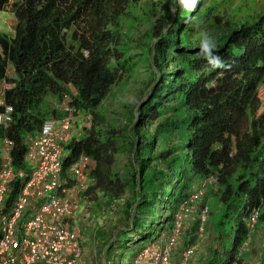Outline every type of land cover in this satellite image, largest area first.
<instances>
[{"label": "trees", "instance_id": "1", "mask_svg": "<svg viewBox=\"0 0 264 264\" xmlns=\"http://www.w3.org/2000/svg\"><path fill=\"white\" fill-rule=\"evenodd\" d=\"M9 2L0 0V21ZM245 4L198 0L193 12L178 0L11 4L14 30H0V111L7 105L12 111L0 138L12 140L17 170L26 166V136L55 116L41 109L46 94L66 96L74 112L88 115L84 134L65 144L62 162L66 168L89 157L90 183L81 195H99L122 222L111 237L109 229L95 235L106 264L121 233L137 234L143 242L137 252L170 230L181 202L206 181L225 205L227 219L219 223L228 228L212 237L217 247L205 264L235 263L249 233L246 222L264 205V0L252 12ZM202 33L214 38L213 52L225 68H211L200 55ZM129 74L139 84L138 101L122 100L124 118L109 117L100 108ZM116 121H125L122 129ZM21 181L14 178L9 199Z\"/></svg>", "mask_w": 264, "mask_h": 264}, {"label": "built area", "instance_id": "2", "mask_svg": "<svg viewBox=\"0 0 264 264\" xmlns=\"http://www.w3.org/2000/svg\"><path fill=\"white\" fill-rule=\"evenodd\" d=\"M12 107L0 111V126L11 122ZM72 110L61 121H46L36 137L29 138L25 162L30 170L14 171L12 140L0 139V264H75L83 256L80 237L69 221L73 199L84 191L91 160L85 155L63 169L62 145L71 125ZM14 178L20 187L9 199ZM202 186V185H201ZM194 191L179 206L169 232L137 251L131 264H187L195 244L178 248L184 222L198 212L203 231L206 208L198 210ZM200 194V195H199ZM195 207V209H194ZM254 221V216L250 218Z\"/></svg>", "mask_w": 264, "mask_h": 264}, {"label": "rangeland", "instance_id": "3", "mask_svg": "<svg viewBox=\"0 0 264 264\" xmlns=\"http://www.w3.org/2000/svg\"><path fill=\"white\" fill-rule=\"evenodd\" d=\"M14 1L16 0H10L8 5L1 11L0 30L8 34H12L16 23L11 8V4ZM260 1L261 0H241V2L246 3L244 6L246 7L247 5L246 9L249 12H252L256 8V4ZM9 74H11V71H9ZM132 77L131 74L127 77L122 76L115 83L110 94L100 108L101 112L105 109L109 117L124 118L125 108L120 106L122 100L129 104L138 101L139 84H133L131 81ZM69 93H74L72 87H69ZM259 97L264 105V83H262L259 88ZM67 101L68 99L66 96L61 100L59 97L48 93L42 99L41 109L49 113L52 110L56 111L55 116L49 115L47 119L50 117L62 119L65 116L64 109L66 108ZM88 121V115L84 111H75L68 138L70 139L71 137L80 135L84 131V124H87ZM124 123L125 121H116V129H122ZM63 154H65V149L63 150ZM119 158L122 161L125 160L122 155L119 156ZM91 164L93 165V163ZM214 187L215 186H211L210 184H204L202 186L196 184L193 186V189L196 188V191H200L201 194H199L200 197L196 199L197 204L195 207L199 209V205L203 203L209 215L206 217V222L203 225L201 234H197V229H199L198 212H194L186 220L187 222L183 229V237L185 238L184 243L186 244L191 238H195L194 244L196 247L194 255L190 258L188 264H205L208 257L212 256V250L217 247V242H214L212 237L217 232L225 233L227 231L228 224L222 225L219 223V221L225 222L227 219L225 215V205L220 200L219 194L214 191L216 188ZM91 195V193H88V195H79L77 202L74 204L72 225L80 234V243L83 252L81 260L75 264H106V260L103 257L105 249L100 252L101 245L98 241V237L95 235L100 229H109L107 230V234L111 237L118 230L123 229L122 222L117 218L116 209L114 213L109 212L111 210L108 211L106 206L100 204L102 200L99 195ZM126 197L125 195L119 202L122 203ZM98 203L102 206L99 207ZM117 207L118 205H116V208ZM165 211H168V209ZM231 227L233 228L234 226L231 224ZM248 228V236L239 249L234 264H264V205L261 209L255 210L254 221L248 225ZM136 236L137 234L134 231L120 234V242L114 246V250L110 251L109 264L130 263L136 249L143 244V242L135 240ZM221 244L225 248L230 245L227 240H224Z\"/></svg>", "mask_w": 264, "mask_h": 264}, {"label": "clouds", "instance_id": "4", "mask_svg": "<svg viewBox=\"0 0 264 264\" xmlns=\"http://www.w3.org/2000/svg\"><path fill=\"white\" fill-rule=\"evenodd\" d=\"M197 2H198V0H178V3H179V5L181 6V8L183 9V10H185V11H187V12H193L195 9H196V6H197ZM202 40L200 41V55L204 58V59H206V61H207V63H208V65H210L211 66V68H213V69H216V68H225L226 67V64H225V62L221 59V57L220 56H218V55H215L214 54V52H213V49L216 47V43H215V40H214V38L213 37H211L208 33H202ZM11 75V74H10ZM69 109H71L72 110V118H71V125H70V127H69V131H68V134H67V138H66V140H65V142L63 143V145H62V152H61V161L63 160V157H64V154H63V150H64V146H65V144L67 143V141L69 140V138H68V135H69V132H70V128L72 127V119L74 118V110H73V108L72 107H69V105H68V102H67V105H66V108L64 109V112H65V116L63 117V118H65L66 117V115H67V113H68V110ZM62 118V119H63ZM89 118V117H88ZM62 119H57L56 117H50L49 119H47L46 121H55V122H58V121H61ZM45 121V122H46ZM44 122V123H45ZM89 122V121H88ZM44 123H43V125H44ZM43 125H42V127H43ZM42 127H41V129H42ZM40 129V130H41ZM39 132H37L35 135H27L26 136V142H27V144H28V139L29 138H34V137H36L37 136V134H38ZM0 139H2V138H0ZM7 139H9V138H7ZM11 149V148H10ZM26 149H27V146H26ZM25 153H26V151H25ZM25 155V154H24ZM11 156V155H10ZM12 160V159H11ZM91 160V159H90ZM76 162V161H75ZM74 162V163H75ZM91 162L93 163V161L91 160ZM24 163H25V167H22V168H25V170H30L29 169V166H28V163L27 162H25V159H24ZM62 165H63V162H62ZM72 165V164H71ZM70 165V166H71ZM69 166V167H70ZM12 167H13V165H12ZM69 167H66V168H69ZM93 167V165L91 164V167L90 168H92ZM66 168H63V169H66ZM14 169V168H13ZM21 168H19V169H17V170H20ZM14 171H16V170H14ZM20 179V178H19ZM89 181H88V174H87V183H86V188H85V190L84 191H81V192H77L76 194H75V198L73 199V203H72V209H71V216L69 217V221H70V223H71V225H72V216H73V211H74V204H75V202H77V199H78V197H79V195H81V194H83L85 191H86V189H87V187H88V185H89ZM209 183V181H206V182H204V183H202V184H200V186L201 185H204V184H208ZM215 188V187H214ZM194 191H196V188H195V190ZM193 190L191 191V192H194ZM189 196H190V194H189ZM188 196V197H189ZM187 197V198H188ZM200 197V196H199ZM187 198H185L184 200H186ZM183 200V201H184ZM182 201V202H183ZM181 202V203H182ZM196 204H197V201H196ZM181 205V204H180ZM199 208V207H198ZM179 209V208H178ZM178 209H177V211H178ZM200 210H202L201 208H199ZM198 209V210H199ZM203 209H205V207L203 208ZM176 211V212H177ZM176 214V213H175ZM252 216H254V218H255V211H254V213L248 218V220H247V226L248 225H250L251 224V222H253V221H250V218L252 217ZM206 217H207V213H206ZM175 218V217H174ZM173 222H174V220H173ZM187 221H185L184 222V224H183V229L185 228V223H186ZM205 222H206V219H205ZM204 222V223H205ZM204 223H203V225H204ZM172 225H173V223H172ZM73 226V225H72ZM73 228L74 229H76L74 226H73ZM171 228H172V226H171ZM170 228V229H171ZM183 229H182V231H181V234H180V236H179V244H178V248L180 249V248H183V247H185L186 245H188V244H194L195 243V238H192V240L190 239L189 241H188V243H184L183 242ZM77 231V230H76ZM170 230H168V231H163V232H161L160 234H162V233H165V232H169ZM78 232V231H77ZM78 234H79V232H78ZM159 234V235H160ZM158 235V236H159ZM157 236V237H158ZM79 237H80V234H79ZM156 237V238H157ZM155 238V239H156ZM155 239H153V240H155ZM153 240H151L150 242H152ZM81 241V240H80ZM149 242V243H150ZM148 243V244H149ZM81 244V243H80ZM147 245V244H146ZM145 245V246H146ZM144 247V246H143ZM142 247V248H143ZM136 253V252H135ZM194 255V253L192 254V256ZM191 256V257H192ZM190 260V259H189ZM189 262V261H188ZM188 264V263H187Z\"/></svg>", "mask_w": 264, "mask_h": 264}]
</instances>
